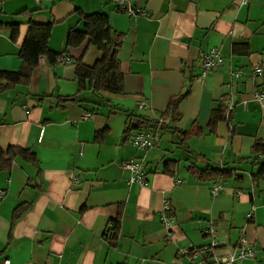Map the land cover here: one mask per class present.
Wrapping results in <instances>:
<instances>
[{"label": "crops", "instance_id": "crops-1", "mask_svg": "<svg viewBox=\"0 0 264 264\" xmlns=\"http://www.w3.org/2000/svg\"><path fill=\"white\" fill-rule=\"evenodd\" d=\"M133 7L148 16H128L111 0H0V72L21 67L31 20L52 25L48 49L57 54L68 31L81 29V13L108 14L111 29L124 36L118 53L122 94L77 95L75 62L92 66L100 58L86 41L68 49L72 63L44 59L25 86L0 93V149H27L37 160L19 158L0 171L6 192L0 199V264H192L179 251L207 246L209 224L223 253L243 230L257 251L242 264H264V177L253 182L256 167L244 160L256 141L264 142V104L253 101L250 82L253 67L264 68V0H145ZM234 44L241 52H232ZM212 48L223 66L201 79V56ZM236 71L240 77L231 75ZM255 84L259 90L264 78ZM75 95L82 102L64 101ZM178 96L176 123L166 122L155 147L136 150L129 139L138 130L126 135L127 125L158 119ZM225 98L235 108L230 123L211 129V112ZM140 102L143 111L136 107ZM85 113L93 117L84 120ZM132 158L145 165V187L127 184L120 165ZM165 162H172L173 175L163 172ZM192 167L234 175L218 181L222 189L212 197V182H197ZM165 200L174 217L169 228L159 220ZM19 205L27 210L13 221ZM251 207L254 217L246 221ZM116 219L118 230L108 240L105 232Z\"/></svg>", "mask_w": 264, "mask_h": 264}, {"label": "trees", "instance_id": "trees-1", "mask_svg": "<svg viewBox=\"0 0 264 264\" xmlns=\"http://www.w3.org/2000/svg\"><path fill=\"white\" fill-rule=\"evenodd\" d=\"M81 29H70L65 39L64 51L62 53H54L48 49V39L52 25L37 24L32 20L29 22V27L23 44L21 46L19 57L21 67L18 71L0 72V93L6 90L10 85H26L30 79L31 73L39 63L42 57L47 60L50 65H55L57 60L66 57L68 49L80 46L86 41L87 46L95 47L100 52V58L92 65L86 66L81 59L75 62V81L77 86V95L88 91L93 97L100 98L102 94L119 95L123 92V75L120 71L118 53L124 41L122 34L116 33L109 26L108 14L97 12L92 14H80ZM15 29V28H14ZM16 33H12L13 38ZM246 50V44H243ZM239 45L234 44L232 47L233 53H239ZM75 95L74 97L66 98L64 101L72 100L75 103L82 102ZM182 96H178L171 100L165 112L158 116L156 120H147L138 118L134 124H128L125 130L127 135L129 132L136 129L139 131L152 133L157 136L166 122L176 123L177 121V106L182 100ZM228 100L225 98L221 101L216 109L211 112L208 127L213 128L217 122L227 120L230 123V115L226 114ZM97 104V103H96ZM98 105V104H97ZM93 116V115H92ZM210 129V130H211ZM105 130L97 133L95 138H101ZM188 135L183 133L182 136ZM25 159L30 162H37L29 150L19 147H9L5 151L0 149V171L10 170L16 159ZM247 160L252 167H256V171L251 175L252 181L264 177V142L256 141L251 148V153ZM176 163V162H175ZM172 162H165L163 172L168 175H173ZM192 177L197 182H214L226 180L234 175V170L225 168H210L196 169L194 167L189 170ZM27 207L19 205L13 212V221L17 220ZM112 226L106 230L105 237L113 240L118 230L119 221L116 219Z\"/></svg>", "mask_w": 264, "mask_h": 264}, {"label": "built area", "instance_id": "built-area-1", "mask_svg": "<svg viewBox=\"0 0 264 264\" xmlns=\"http://www.w3.org/2000/svg\"><path fill=\"white\" fill-rule=\"evenodd\" d=\"M41 0H33L35 4H38ZM145 0H111V3L115 6L117 10L122 13H125L128 16H133L136 14L142 16H148L146 12H142L139 9L133 7V2H144ZM246 0H239L242 4ZM44 62V58L39 59L38 65H42ZM201 72L199 78H204L207 74L218 70L223 66V59L220 56V52L218 49L212 48L207 53L201 56ZM72 63V60L69 57L59 58L56 62L58 65ZM55 64V65H56ZM234 77H240L241 71H236L231 74ZM264 78V68L260 66H254L250 76V82L252 86V99L253 101L262 106L264 104V84L261 87L256 89V78ZM137 109L143 111L146 109L144 103L140 102L137 104ZM242 108H246V102L241 103ZM234 106L229 104L226 109V114L231 115L234 112ZM92 114H84L82 119L88 120L91 119ZM130 144L138 151H148L151 148L155 147L158 144L157 136L152 133H147L143 131H139L133 134L129 139ZM83 143H80V153L82 155ZM120 168L123 172L128 173L127 184L136 185L138 187H145L147 185V172L143 161L139 159H129L123 162L120 165ZM181 181H177L176 184H180ZM221 186L218 183L212 182L210 184V194L212 197H216L219 195L221 191ZM6 192L4 190H0V199L5 196ZM254 207H251L250 212L246 215V221H250L253 219ZM159 220L161 224L169 228L174 224V217L172 214L170 202L168 200L164 201L163 208L159 213ZM204 234L209 237L210 243L201 248H194L190 246L187 249H182L179 251V256H188L190 260H192V264H242L246 261H251L255 258L256 247L254 243L248 242L243 230L238 232V239L230 252L223 253L220 249L221 246L217 242V231L214 229L212 224H209L207 228L204 230ZM5 264H9L8 261L4 262Z\"/></svg>", "mask_w": 264, "mask_h": 264}]
</instances>
